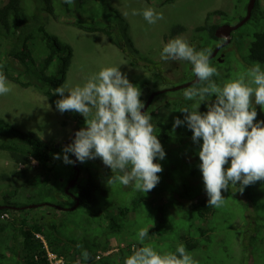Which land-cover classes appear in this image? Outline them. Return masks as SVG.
<instances>
[{"label": "trees", "instance_id": "1", "mask_svg": "<svg viewBox=\"0 0 264 264\" xmlns=\"http://www.w3.org/2000/svg\"><path fill=\"white\" fill-rule=\"evenodd\" d=\"M27 1L4 0L0 4V66H2V71L9 81L21 88L32 85L31 87L47 97L55 106L54 101L59 99V96L52 93L57 86L63 85L65 81L71 62L72 49L69 44L61 42L54 34L47 31L45 25L39 22L32 13H29L28 9L24 8ZM32 1L41 11L59 19L56 8H59L66 15L71 12L75 14L78 12V17H84L85 10L82 3L79 2L87 0H71V3H66L65 0ZM101 1L105 7L109 0ZM172 1L163 0V2ZM38 2H40V6H38ZM255 8L261 12L260 18L264 19V7H261L260 0H255L253 10ZM108 9L114 14L112 20L102 17L103 22L95 24V19H90L88 25L76 18L65 22L86 31L104 33L110 43L119 48L123 55L131 56L130 63L132 65H136V56H138L139 60L147 62L145 66L147 65L146 67L149 69H151L150 66L158 67L156 61L149 60L140 54L127 33L128 23L119 11L110 5H108ZM214 15H223V12L221 10L208 11L204 23L198 26L197 30H206L215 41L220 39L224 41L225 39L214 35V29L218 25V23H212ZM34 28L38 32V38L31 41ZM184 30V26L176 24L171 28L168 35L172 37ZM212 48L213 46L210 51ZM246 52L248 54L244 62L248 61V68L256 62L264 65V29L253 33ZM225 59L221 62L212 57L210 63L217 70L227 71L229 64ZM218 73L220 77L221 71ZM156 77L159 80L167 79L159 68L154 78ZM130 82L140 89L150 85L148 78L132 79ZM148 96V94L145 97L141 96L140 99L145 103ZM177 101L166 100L162 104L169 108L174 106ZM152 102L153 99L145 111L149 110ZM154 109L159 110L160 107ZM154 109L150 111H154ZM259 119H264V117ZM172 125L173 122L171 121H163L161 118L156 120L153 126L154 134L158 136L160 142L169 141L170 132L174 130ZM178 130L182 137L192 135L186 126H178ZM0 136V150L7 152L9 159L19 166L18 171L4 174L2 177L7 181L6 187L12 193L1 194L0 196V206H3L0 209V264H52L49 252L62 259L61 263L54 264H85L81 258V253L85 250L90 254L87 264H122L124 257L131 254L132 245L140 246L136 233L142 227L149 228V237L144 243L150 244L158 251H171V249L174 250V245L183 244L197 264H211L212 255L216 254V252L211 253L215 240L211 233L215 227L208 225L206 220L210 215H217L219 211L217 207L206 206L207 195L203 190V185H192L188 178L179 184L178 177L176 178L172 173H161L162 187L160 190L156 188V185L148 193H140L136 192L131 184L127 187L119 184L120 193L123 194L127 189H130L134 192L132 194L134 196L125 201L114 202L107 199L103 200V197L112 193L115 194L112 187L116 184H107L111 172H106L102 177L103 179L98 180L99 173L97 170L92 172L88 169L89 167L80 166L87 173L85 177L78 175L69 192L76 195L78 199V206L76 207L83 208L85 215L72 216L69 212L75 211L70 209L73 206L71 204L75 201L64 194L65 183L60 181L58 173H50L55 166L59 167L65 164L61 159H53V154L61 153L62 148L55 147L54 144L48 146L34 132L18 129L2 117H0ZM69 155L72 159L71 154ZM31 159H34L37 164L32 165ZM36 170L38 171L32 176ZM43 171L45 173L42 177ZM52 174L54 176L50 182L52 177L50 175ZM64 174H68V180L73 178L75 171L72 169L70 173ZM157 175L159 176V174ZM192 177L195 176L192 175ZM249 187L250 185L246 186L242 193L248 195ZM196 188L197 190H194ZM163 189H170L167 193L171 195L168 201H165L162 196ZM181 189L182 191H180ZM22 190L25 192L29 190V194L26 196L28 197L27 201L20 202L16 196ZM229 190L230 195L236 198L235 200L246 204L248 198L244 197L246 199L243 200V198L234 195L238 194V191L241 192L238 187H230ZM46 196L52 198L57 196L58 199L45 202ZM224 199L226 202L227 197ZM166 202L172 204L166 205ZM29 203L36 205L30 207ZM40 204L44 206L41 212L37 208L41 206ZM110 208H112L111 212L109 211ZM260 209L261 205H256V208H253L260 221H264L259 212ZM3 213H7L8 217H1ZM143 214L148 220L147 224H143L142 220L138 218ZM178 215H182L190 221L186 228L183 226L176 228L175 225L170 224L171 220ZM131 216H135L133 220ZM166 219L167 223L165 222ZM229 220H232V217ZM242 226L245 229L252 225L248 222L247 226ZM67 227H71L69 231L66 230ZM128 227H134L130 236L126 234ZM170 231L172 237L167 236V232ZM241 233L250 241L254 240L259 234H264V224L261 223L260 226H257L254 232L244 230ZM152 236L156 240H150L149 238ZM112 237L118 239L119 243L123 240L124 245L114 249L115 253L100 254V252H105L110 248ZM161 237L164 244L157 240Z\"/></svg>", "mask_w": 264, "mask_h": 264}, {"label": "rangeland", "instance_id": "2", "mask_svg": "<svg viewBox=\"0 0 264 264\" xmlns=\"http://www.w3.org/2000/svg\"><path fill=\"white\" fill-rule=\"evenodd\" d=\"M3 1L4 0H0V4ZM247 2L248 0H173L172 2H163V0H109L104 7L101 0H87L85 2H79L82 3L85 10L84 17H78V12L77 14L71 12L66 15L63 14L59 8H56L59 19H55L49 13L38 9L32 0H28L24 8L28 9L29 13H32L39 22L43 23L47 31L54 34L61 42L71 46V62L63 85H66L68 88L82 85L90 74L97 72L101 67L120 66V70L127 73L130 81L132 79H150V85L141 89V96L145 97V95H149L153 91L168 89L192 79L193 74L191 72V65L187 62L163 61L160 59L159 54L164 43L176 36H181L193 45L196 50L208 49L210 51L211 47L217 41L211 38L206 30H197V27L204 23L206 13L212 10H221L223 15H214L212 17V23L220 22L221 24L234 25L239 21L242 15H245ZM260 3L261 7H264V0H260ZM108 5L119 11L120 15L127 21V33L140 54L147 57L149 60L156 61L158 67L153 68L150 66L151 69H149L145 66L147 62L145 60H139L138 56H136V65H132L130 63L131 56L127 57L123 55L119 48L110 43L104 33L100 31H86L65 22L76 18L83 24L88 25L90 24V19H95V24L103 22L102 17L107 20H112L114 14L108 9ZM38 6H40V2H38ZM149 6L155 8L157 11H161L164 15V19L158 21L154 25H148L143 20L142 16L124 15L125 12L130 13L133 8L143 9ZM260 14L261 12L259 9L255 8L252 10L251 18L241 27L231 32L230 44L226 49L224 48L225 60L226 62L228 61L229 65L227 71L218 70L221 71L220 77H214L218 83L229 78L234 79L247 71L248 61H244L247 59L248 53L246 50L248 49L252 35L255 31L264 29V19L260 18ZM176 24L184 26L185 30L171 37L168 34L171 28ZM37 34V30L34 28V30H32L31 41L38 38ZM158 68L162 70V73L167 79L159 80L158 77L154 78ZM10 83L12 91L5 96H0V117L18 129L32 131L48 146L54 144L55 147L62 148L71 142L72 135L77 129L85 126L84 117L82 115L74 112L60 113L55 109V106L51 104L49 99L38 93L31 87L32 85L21 88L11 81ZM186 88L187 87L178 90H166V92L164 91L155 95V98L153 97V102L149 110H147L153 118V126L158 118H161L163 121L171 122H173L174 117L183 119V114L179 110L187 103H191L190 101L186 102L182 96ZM166 100L178 101L174 106L166 108L162 104ZM155 107H160V109H154ZM153 109L154 111H150ZM256 109L258 113L257 119L264 117V112H261L258 105ZM199 110L201 112L206 111L203 104H201ZM160 143L166 155L162 161H159L162 166V171L158 173L160 180L156 188L160 190L162 187L161 173H172L176 178L178 177L179 184H182L181 182H183L185 178H188L192 185L197 184L198 186H202L201 173L197 167L199 158L196 155L199 145L193 143L191 136H180L178 127H176L170 132L169 141ZM154 162L157 161L154 160ZM78 164L81 167H89L88 169L92 172L97 170V173H99L98 180L103 179L102 177L106 172H111L110 169L107 171V167L102 164L99 158L87 160L84 163L77 162V166ZM70 166L73 167V164H64L59 167L55 166L53 171L50 172L58 173L60 181L65 183L63 188L72 180V178L67 180L68 174H64L70 173ZM225 167H227V165H225ZM18 170L19 166L9 159L8 153L0 150V196L1 194L12 193L6 187L7 181L2 178L3 175ZM81 170L80 175L85 177L87 173L86 170L83 168ZM37 171L38 170L34 171L32 176H34ZM43 173H45V171L41 173L42 177ZM192 175L195 177H192ZM50 176H52L51 182L54 175L52 174ZM29 178H31V176H29ZM118 185L119 184L116 183V186L112 187V189L115 190V194H109L103 197V200L107 199L120 202L131 199L134 196L132 195L134 192L130 189H127L123 194L120 193ZM249 189L250 192L248 195H245L242 191H238V194H234L238 198H243V200L248 198L246 204L235 200L236 198L230 195V190L226 192L222 191L224 198L227 197L225 204L221 207H217L219 211L217 215H210L206 220L208 225H213L215 227V230L211 233L213 235L212 237H215L211 253L216 252V254L214 256L212 255L211 264H264V234H259V236L251 240V242L241 233L244 230L254 232L257 226H260L261 223L264 224V221H260L258 218L257 212L253 210L254 207L256 208V205H261L259 212L264 218V181H257L251 184ZM168 190L170 189L162 190V196L165 198V201H168V198L171 197L170 194H167ZM194 190H197V188ZM180 191H182V189ZM28 194L29 190L26 192L22 190L16 196V199L18 201L20 200V202L27 201L28 197L26 196ZM60 195H62V193H60ZM175 196L178 197L177 195ZM57 199V196H53V198L51 196H46L45 202L56 201ZM228 200L231 201V203H229ZM74 203L75 202H73L71 206L74 205ZM29 204L31 205L33 203ZM165 204L171 205L172 203L166 202ZM37 208L41 212L44 206H38ZM74 210V212L70 211L69 214L72 216L78 215V217L85 215V210L81 207H75ZM111 210L112 208L109 209L110 212ZM222 212L225 213L222 214ZM134 217L135 216H131L132 220ZM230 217H232V220H229ZM138 218L142 220L143 224L148 223L144 214L143 216H138ZM165 222L167 223V219ZM248 222L252 226L244 229L242 225L247 226ZM189 223L190 221L188 219L182 215H178L171 220L170 224L175 225L176 228H181V226L186 228ZM70 228L71 227H67L66 230L69 231ZM133 230L134 227H128L126 234L130 236ZM167 236L172 237L171 231L167 232ZM149 239L156 240L154 236ZM157 240L161 244H164L162 237L161 239L157 238ZM172 240L174 239L172 238ZM121 245H124L123 240L119 243L118 239L112 237L110 239V248L104 253L100 252V254L115 253L114 249L116 250ZM175 247L176 245H174V249ZM171 251L174 250L171 249Z\"/></svg>", "mask_w": 264, "mask_h": 264}, {"label": "clouds", "instance_id": "3", "mask_svg": "<svg viewBox=\"0 0 264 264\" xmlns=\"http://www.w3.org/2000/svg\"><path fill=\"white\" fill-rule=\"evenodd\" d=\"M129 14L142 16L148 25L164 19L161 11L150 6L124 13ZM229 44L230 40L224 48ZM212 51L196 50L186 39L176 36L163 44L159 55L163 61L187 62L196 78L182 93L184 100L191 103L180 108L183 119L174 117L172 127L186 126L193 143L199 145L197 167L207 195L206 206L215 208L225 203L222 191H229L230 187L243 191L246 186L264 181V119H257L256 109L258 105L264 112V65L256 62L236 78L218 83L214 79L219 76L218 70L210 63ZM219 57L223 62L224 54ZM11 91V83L0 66V96ZM52 94L59 96L54 101L56 110L78 113L85 124L62 147L61 153L53 154V159L74 164L99 158L107 171L111 170L107 184H131L140 193H148L159 183V161L166 153L154 134L150 112L142 111L145 104L140 99L141 89L130 82L120 66L101 67L82 85H60ZM201 104L206 111L199 110ZM31 163L37 164L34 159ZM77 167L81 173L80 165ZM72 169L75 171L70 166ZM148 237L149 228L138 229L136 238L140 246L133 244L131 254L124 257L122 264H197L183 244L176 245L174 251H158L144 243ZM48 254L52 264L62 262L55 254ZM81 258L87 264L90 254L82 251Z\"/></svg>", "mask_w": 264, "mask_h": 264}, {"label": "water", "instance_id": "4", "mask_svg": "<svg viewBox=\"0 0 264 264\" xmlns=\"http://www.w3.org/2000/svg\"><path fill=\"white\" fill-rule=\"evenodd\" d=\"M254 4H255V0H248V2H247V5H246V13H245V15L236 23V24H234V25H228V24H221V25H219V26H217L216 27V29H215V31H214V35L216 36V37H219V38H223V39H225L222 43H220V44H218L215 48H214V50L210 53V58H212V57H214L215 55H216V53H217V51L219 50V48L221 47V46H223V45H225V44H227L228 42H229V36H230V33L233 31V30H236L237 28H239L241 25H243L249 18H250V15H251V11H252V8L254 7ZM220 56H222V55H220ZM222 57H218V61H221L222 59H221ZM195 76L191 79V80H189V81H187V82H185V83H183V84H180V85H176V86H173L172 87V90H177V89H181V88H184V87H187V86H189V85H191V84H193V82L195 81ZM163 91H165V90H159V91H156V92H153V93H151L150 95H149V97H148V99L145 101V108L144 109H142V111H145V109L147 108V106L149 105V103H150V101L152 100V98H153V96L156 94V93H158V92H163ZM80 129V128H79ZM79 129H77V130H79ZM76 130V131H77ZM75 131V132H76ZM74 132V133H75ZM74 133H73V135H72V139H73V137H74ZM71 139V140H72ZM72 159L73 160H75V157L74 156H72ZM73 167H74V169H75V174H74V176H73V178H72V180L65 186V188H64V192L65 193H70L69 192V188L71 187V186H73V184L75 183V181L77 180V177H78V175H79V173H80V170H79V168L77 167V163H74L73 164ZM73 197H74V199H75V203H74V205L72 206V207H70V209H74L76 206H78V199L73 195ZM36 204H31V205H29L30 207H32V206H35ZM3 206H0V209L2 208Z\"/></svg>", "mask_w": 264, "mask_h": 264}, {"label": "flooded vegetation", "instance_id": "5", "mask_svg": "<svg viewBox=\"0 0 264 264\" xmlns=\"http://www.w3.org/2000/svg\"><path fill=\"white\" fill-rule=\"evenodd\" d=\"M222 42H223L222 39H220L219 41H217V42L215 43L213 49H214L218 44H220V43H222ZM224 47H225V46L219 48V50L217 51L216 55L214 56V59H217V60H218V57H219L220 55H223V54H224V56H225V52L223 51V50H224ZM221 48H222V49H221ZM223 58H224V57H223ZM67 195H68L70 198H73V197L70 195V193H67Z\"/></svg>", "mask_w": 264, "mask_h": 264}, {"label": "built area", "instance_id": "6", "mask_svg": "<svg viewBox=\"0 0 264 264\" xmlns=\"http://www.w3.org/2000/svg\"><path fill=\"white\" fill-rule=\"evenodd\" d=\"M1 217H8V214L7 213H3V214H1Z\"/></svg>", "mask_w": 264, "mask_h": 264}, {"label": "bare ground", "instance_id": "7", "mask_svg": "<svg viewBox=\"0 0 264 264\" xmlns=\"http://www.w3.org/2000/svg\"><path fill=\"white\" fill-rule=\"evenodd\" d=\"M222 49V48H221ZM150 65V64H149ZM147 66V65H146ZM180 76V75H179ZM173 83V82H172ZM166 92V91H165ZM161 93V92H160ZM149 107V106H148ZM147 109V108H146ZM145 109V110H146ZM155 123V122H154ZM159 127V126H158ZM192 169V168H191ZM182 183V182H181ZM56 194V193H55ZM41 202V201H40ZM41 205V204H40ZM42 206V205H41ZM162 216V215H161ZM208 216V215H207ZM102 254V253H101Z\"/></svg>", "mask_w": 264, "mask_h": 264}]
</instances>
